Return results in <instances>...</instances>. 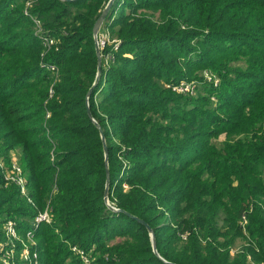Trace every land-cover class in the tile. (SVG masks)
<instances>
[{"label": "trees", "instance_id": "obj_1", "mask_svg": "<svg viewBox=\"0 0 264 264\" xmlns=\"http://www.w3.org/2000/svg\"><path fill=\"white\" fill-rule=\"evenodd\" d=\"M108 1L0 0V157L34 202L0 170V244L47 210L39 264H80L70 246L93 264H264V0H114L99 30L120 47L87 96ZM204 67L219 85L197 97L163 86Z\"/></svg>", "mask_w": 264, "mask_h": 264}, {"label": "built area", "instance_id": "obj_2", "mask_svg": "<svg viewBox=\"0 0 264 264\" xmlns=\"http://www.w3.org/2000/svg\"><path fill=\"white\" fill-rule=\"evenodd\" d=\"M31 21H33L37 29L40 27V22L35 20L33 17H31ZM95 42L97 43L100 52L105 50L110 43L113 44H111L112 50L108 53H104L102 61L106 66L109 65V63L113 61V52L117 51L118 47L120 46L119 42L116 40H111V37L108 38V36L97 38ZM45 44H47V42H45ZM52 68L53 66L49 67L48 70H52ZM206 80L209 83H212L214 87L218 86L219 81L214 76L206 77ZM191 83L193 82L188 83L182 81L176 85L169 84L167 87L177 94H187L192 96L194 94L195 86H193ZM8 164L9 166L5 167L2 157H0V170L4 180L9 184H13L17 188L20 196L23 197L30 206L34 207V202L28 192L26 177L22 171V168L18 164L17 159L14 157L11 158ZM50 222L51 218L47 210L38 212L34 217L32 228L26 231L23 240L20 242L22 244V250L19 253V260L23 262V264H39L38 253L35 251L36 241L34 238V231L40 224H50ZM4 234L8 240V243L0 244V251L2 252L1 260L3 264H14V258L16 256L15 240L19 241V239L16 231V225L13 221H7L4 224ZM7 246L8 248L5 249ZM69 249L70 252L79 259L80 264H93V259L90 256L89 251L78 248L77 246H70Z\"/></svg>", "mask_w": 264, "mask_h": 264}, {"label": "rangeland", "instance_id": "obj_3", "mask_svg": "<svg viewBox=\"0 0 264 264\" xmlns=\"http://www.w3.org/2000/svg\"><path fill=\"white\" fill-rule=\"evenodd\" d=\"M33 22V21H32ZM39 26H40V28H38V29H35V31L34 32H36V33H38V36H39V38H41L40 40H43L44 42H47V45H54V44H56V42H55V40L53 39V38H50V39H45L44 40V38L42 37L43 35L42 34H44V33H42V32H45L44 31V29H43V31H41V26H42V24L41 23H39ZM102 27V26H101ZM101 29V28H100ZM105 36H108V38H110V34H109V32H108V30H106V29H103V30H101V32H100V30H99V33H98V35H97V37H96V39L97 38H103V37H105ZM95 39V38H94ZM95 39V40H96ZM112 40V39H111ZM112 43H110L108 46H112L111 45ZM211 46L213 47V48H216V46L218 45V44H220L219 42H217V41H215V40H213V41H211ZM120 47V46H119ZM119 47H118V49H119ZM118 49H117V51H118ZM117 51H115V52H113V61H111V63L112 62H114V53H116ZM99 53H100V59H101V61H103V56H104V52L103 51H99ZM195 57H197V53L195 52V51H193V52H189L188 54H187V59L188 60H196V58ZM111 63H109V65H105L104 64V62L102 63L103 64V67L104 68H109V66L111 65ZM51 66H54V65H51V64H45L44 66H43V69L44 70H48V68L49 67H51ZM196 76H197V78H199V79H197V80H192V81H185V82H188V83H190V82H193V83H191V84H193V86H195V89H194V94L192 95V96H189L188 95V97H195L196 95H198V92L200 93L201 91H202V85L204 84V83H209L207 80H206V77H211V76H214L215 78H217V76L216 75H214L211 71H209V70H207L205 67L204 68H199L197 71H195V72H193ZM99 79V78H98ZM218 79V78H217ZM218 81H219V79H218ZM167 85H169V83H167V84H163V86H164V88L165 89H168V87H167ZM218 85H219V82H218ZM197 97V96H196ZM215 96H213V98L211 99V102L214 104V105H216L217 104V99H215L214 98ZM223 137L224 136H220L219 137V142H221L222 140H223ZM18 239H19V241L18 240H15L16 242H21L22 240H23V237H21L20 235H18ZM6 248V247H5ZM239 249V248H238ZM234 252H236V251H234ZM233 252V253H234ZM0 254L2 255V252L0 251Z\"/></svg>", "mask_w": 264, "mask_h": 264}, {"label": "water", "instance_id": "obj_4", "mask_svg": "<svg viewBox=\"0 0 264 264\" xmlns=\"http://www.w3.org/2000/svg\"><path fill=\"white\" fill-rule=\"evenodd\" d=\"M65 1H74V0H65ZM113 1L114 0H109L107 5L105 6V8L103 9L101 15L99 16L98 20L96 21L95 25H94V29H93V34H94V38H96L98 32H99V29L100 27L102 26L105 18L107 17L111 7H112V4H113ZM95 40V39H94ZM95 50H96V54H97V74H96V78H95V81L92 85V87L89 89L88 93H87V96H89V94L92 92L93 88L96 86L97 82H98V78H99V74H100V71H101V59H100V53H99V49H98V45L97 43L95 42ZM87 113L88 115L90 116V112L89 110H87ZM94 122V121H93ZM101 138H102V141H103V149H104V153H105V164H106V170H107V154H108V151H107V148L104 144V137L103 135H101ZM107 174H108V171H107ZM107 182H108V178H107ZM105 199L107 201V189L105 190ZM109 209L113 212H122L118 209H115L113 207H110L109 204L107 203ZM131 217V216H130ZM136 219V218H134ZM138 222H140L141 224H143L147 230L150 232V237H151V241H152V247H153V252L155 254L156 253V250H155V247H154V243H153V234L151 233L150 231V228L142 221L136 219Z\"/></svg>", "mask_w": 264, "mask_h": 264}]
</instances>
